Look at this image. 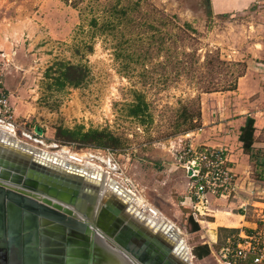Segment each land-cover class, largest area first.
Listing matches in <instances>:
<instances>
[{
    "label": "rangeland",
    "instance_id": "obj_1",
    "mask_svg": "<svg viewBox=\"0 0 264 264\" xmlns=\"http://www.w3.org/2000/svg\"><path fill=\"white\" fill-rule=\"evenodd\" d=\"M0 39L9 56L3 87L12 108V123L0 125L3 130L49 152L65 146L143 204L156 199L161 212L155 217L162 213L190 247L206 238L204 229L189 234L187 200L183 214H172L147 189V172L170 164L191 142L187 134L197 127L206 92L234 87L247 67L264 62V0L224 15H208L204 0H0ZM61 61L87 65L79 86L54 83ZM135 92L146 104L142 117L128 114ZM256 97L264 109L263 97ZM77 125L110 130L123 146L77 147L55 139L58 126ZM253 177L264 185V164ZM226 237L213 248L215 258Z\"/></svg>",
    "mask_w": 264,
    "mask_h": 264
},
{
    "label": "water",
    "instance_id": "obj_2",
    "mask_svg": "<svg viewBox=\"0 0 264 264\" xmlns=\"http://www.w3.org/2000/svg\"><path fill=\"white\" fill-rule=\"evenodd\" d=\"M100 243L131 264H191L175 227L116 180L1 132L0 264H96Z\"/></svg>",
    "mask_w": 264,
    "mask_h": 264
},
{
    "label": "crops",
    "instance_id": "obj_3",
    "mask_svg": "<svg viewBox=\"0 0 264 264\" xmlns=\"http://www.w3.org/2000/svg\"><path fill=\"white\" fill-rule=\"evenodd\" d=\"M254 1L256 0H209L210 15L245 10ZM254 65V68L247 67L246 72L238 77L234 87L205 93L197 127L187 134L195 145L226 146L236 176L235 192L228 197L210 195L209 214L197 221V231H189V234L193 235L204 229L206 236L203 241L194 243L192 247L186 243L191 253L193 247L198 244L206 243L211 248L210 254L202 258H197L192 253L191 264H195L193 259L208 264H221L213 252L220 237L235 233L240 228H255L264 217V185L256 183L253 177V172L257 168L261 169L264 164V109L254 100L258 95L264 99V62L255 61ZM255 87L257 90H254ZM253 91H257V95L254 96ZM249 119L254 120V132L252 147L246 151L239 136L241 128ZM162 164L163 166L158 165L156 168L159 171L148 170L147 189L162 196L172 214H183L182 208L190 209L191 206L188 178L185 171L176 164L175 158L167 166H164V162ZM153 172L161 174L156 178ZM186 200L187 205L184 206Z\"/></svg>",
    "mask_w": 264,
    "mask_h": 264
},
{
    "label": "built area",
    "instance_id": "obj_4",
    "mask_svg": "<svg viewBox=\"0 0 264 264\" xmlns=\"http://www.w3.org/2000/svg\"><path fill=\"white\" fill-rule=\"evenodd\" d=\"M8 61L9 56L0 50V125L12 123V108L3 87ZM175 160L188 178L190 215L196 221L209 214L210 195L228 197L235 192L236 176L226 146L190 142L177 150ZM218 253L223 264H264V217L255 228L229 234Z\"/></svg>",
    "mask_w": 264,
    "mask_h": 264
},
{
    "label": "trees",
    "instance_id": "obj_5",
    "mask_svg": "<svg viewBox=\"0 0 264 264\" xmlns=\"http://www.w3.org/2000/svg\"><path fill=\"white\" fill-rule=\"evenodd\" d=\"M206 5L207 14L210 15L209 0H204ZM91 25H98V21L95 18L91 19ZM109 26V22L98 26L103 30ZM91 49V46H89ZM56 74H54V83L58 88H62L65 85L77 87L79 86L87 76L88 67L82 63L71 62H58L56 64ZM50 75L49 73H47ZM5 94L6 90L4 89ZM134 102L129 104L128 114L133 117H142L144 115V107L146 104L143 102V96L139 92H135ZM254 120L249 119L248 123L241 128L240 140L243 142L244 150L248 151L252 146L253 132H254ZM55 139L61 144H76L77 147H94L101 149L114 150L123 146L122 139L115 135L113 132L107 129L88 128L85 129L81 125L74 126L73 128L58 126L55 131ZM188 231L193 232L199 229V223L192 217L188 216ZM211 248L208 244H198L193 247L192 253L197 258H202L210 254Z\"/></svg>",
    "mask_w": 264,
    "mask_h": 264
},
{
    "label": "bare ground",
    "instance_id": "obj_6",
    "mask_svg": "<svg viewBox=\"0 0 264 264\" xmlns=\"http://www.w3.org/2000/svg\"><path fill=\"white\" fill-rule=\"evenodd\" d=\"M1 132H4V133H7L9 134L10 136H13L14 138H16L17 140H19L14 134H11L10 132H7L6 130H3L1 127H0V133ZM20 142H24L22 140H19ZM24 143H27V142H24ZM29 144V143H27ZM31 145V144H29ZM56 144L53 143L51 146H55ZM33 146V145H32ZM36 147V146H35ZM39 148V147H38ZM49 152V151H48ZM49 153H51L53 156L57 157V158H60L64 161H67L69 163H73V164H76V165H79V166H83V167H87L89 169H92L93 171H97L101 174L102 176V179H103V183L104 182H108L109 180H115L113 178H111L109 175H107L105 173V171L102 169L101 166L99 165H96L90 161H86V162H79L77 160H75V157H76V154H73V153H70L68 151V149L65 147V146H61V147H58V150H54V151H50ZM80 160V159H78ZM117 181V180H116ZM118 182V181H117ZM122 187H124L127 192H129L131 194V196L133 197V203L134 205L139 209L141 210V212H143L145 215H147L149 218L153 219L155 222H159L160 220H167L164 216H162L161 214L160 215H156L158 218L155 217L154 214H157L160 213V211L152 206L151 204H143L142 201H141V198L136 196L131 189L125 187L123 184H121L120 182H118ZM138 205V206H137ZM143 208H142V207ZM156 208V209H155ZM144 209L148 212V213H145L144 212ZM154 215V216H153ZM170 224H172L169 220H167ZM175 229L179 232V235L181 236V239H183V241L185 242V238H184V235L183 233L181 232V230L175 226L174 224H172ZM101 241V240H99ZM98 241V242H99ZM102 242V241H101ZM101 244V243H100ZM185 245H186V242H185ZM101 256H102V259L97 262L96 264H131L128 259L125 257V256H122L121 254L117 253L116 251H113L112 249H110L108 246H106L105 244H101Z\"/></svg>",
    "mask_w": 264,
    "mask_h": 264
},
{
    "label": "flooded vegetation",
    "instance_id": "obj_7",
    "mask_svg": "<svg viewBox=\"0 0 264 264\" xmlns=\"http://www.w3.org/2000/svg\"><path fill=\"white\" fill-rule=\"evenodd\" d=\"M143 258H144V260H147V256L146 255H143Z\"/></svg>",
    "mask_w": 264,
    "mask_h": 264
}]
</instances>
